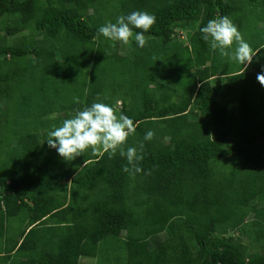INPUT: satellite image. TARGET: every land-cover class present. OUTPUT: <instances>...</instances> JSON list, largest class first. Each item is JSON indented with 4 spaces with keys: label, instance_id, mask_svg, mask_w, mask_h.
I'll return each instance as SVG.
<instances>
[{
    "label": "trees",
    "instance_id": "trees-1",
    "mask_svg": "<svg viewBox=\"0 0 264 264\" xmlns=\"http://www.w3.org/2000/svg\"><path fill=\"white\" fill-rule=\"evenodd\" d=\"M133 11L145 47L98 35ZM223 16L259 33L245 71L202 39ZM262 66L264 0H0V264H264ZM94 102L138 124L142 172L47 145Z\"/></svg>",
    "mask_w": 264,
    "mask_h": 264
},
{
    "label": "clouds",
    "instance_id": "clouds-1",
    "mask_svg": "<svg viewBox=\"0 0 264 264\" xmlns=\"http://www.w3.org/2000/svg\"><path fill=\"white\" fill-rule=\"evenodd\" d=\"M155 23V15L146 11H133L117 17L115 23L108 22L100 26L98 35L125 45L129 44L134 36L137 45L143 48L147 44L144 33L148 32ZM133 28L142 31L134 35ZM199 30L202 33V39L209 43L213 51L218 50L222 57L238 62L243 66L244 71L261 51L259 48L255 50L252 48L228 16L211 19ZM256 80L264 87V66L257 74ZM73 99L75 103L80 102L78 97ZM99 99L98 96L97 100ZM121 103L117 101V104ZM137 127L138 124L122 112L117 115L114 107L102 102H94L91 106L76 111L72 118L63 120L60 126H54L48 132L46 142L68 162L82 156L89 149L94 155L101 157L107 153L109 158L114 157L119 150V154L126 157L128 162V166H125L123 171L134 175L143 171L139 164L143 160L144 145L140 144L139 148L128 147L126 151L124 145L129 136L136 132ZM154 136V131L148 130L144 140L151 141Z\"/></svg>",
    "mask_w": 264,
    "mask_h": 264
},
{
    "label": "rangeland",
    "instance_id": "rangeland-1",
    "mask_svg": "<svg viewBox=\"0 0 264 264\" xmlns=\"http://www.w3.org/2000/svg\"><path fill=\"white\" fill-rule=\"evenodd\" d=\"M185 32L186 31H181L180 33H179V36L181 37V38H183V37H185ZM255 37H254V39L252 40V41H249V40H247V42H251V43H255V42H257L258 41V37H259V33H257V31L255 32ZM251 36H249V38H250ZM244 38H245V40H246V37L244 36ZM257 40V41H256ZM250 43V45L252 46V44ZM234 68V66L233 65H230V69H233ZM113 74L111 75V79H112V81H114V83L115 84H117L118 85V80H119V78H117V80H115V78H116V76H118L117 75V73H115V71H114V69H113ZM244 78V80L245 79H247V77L245 76V77H243ZM241 79H242V77H241ZM60 86H66L65 84H60ZM158 240H160V239H162L163 238V236L162 235H159L158 236ZM154 241V240H153ZM97 259V258H96ZM98 261H99V259H98ZM82 264H95V262H94V260H90V259H86Z\"/></svg>",
    "mask_w": 264,
    "mask_h": 264
},
{
    "label": "crops",
    "instance_id": "crops-1",
    "mask_svg": "<svg viewBox=\"0 0 264 264\" xmlns=\"http://www.w3.org/2000/svg\"><path fill=\"white\" fill-rule=\"evenodd\" d=\"M119 109V108H118ZM116 112H117V110H116Z\"/></svg>",
    "mask_w": 264,
    "mask_h": 264
}]
</instances>
